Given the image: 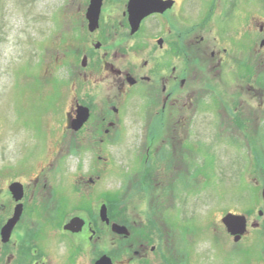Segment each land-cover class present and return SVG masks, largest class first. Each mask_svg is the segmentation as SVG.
<instances>
[{"label": "flooded vegetation", "instance_id": "flooded-vegetation-1", "mask_svg": "<svg viewBox=\"0 0 264 264\" xmlns=\"http://www.w3.org/2000/svg\"><path fill=\"white\" fill-rule=\"evenodd\" d=\"M93 1L63 0L57 9L60 27L75 15L71 45L46 50L45 36L36 44L45 73L37 79L51 81L50 110L62 107L65 123L36 170L0 173V264H264V6L95 0L91 29ZM131 13H149L134 33ZM66 142L82 152L71 174L54 165ZM223 145L246 180L206 198L171 205L134 199L131 178L123 198L110 185L114 148H126L138 190L162 188L180 170L194 193L196 177L225 172Z\"/></svg>", "mask_w": 264, "mask_h": 264}, {"label": "rangeland", "instance_id": "rangeland-1", "mask_svg": "<svg viewBox=\"0 0 264 264\" xmlns=\"http://www.w3.org/2000/svg\"><path fill=\"white\" fill-rule=\"evenodd\" d=\"M62 1L0 0V173H5L7 177H9V167L18 169L34 166L36 170V166L46 162L49 158V150L57 142L55 136L52 137V135L65 123L62 107H55L53 113L50 110L54 107H50L53 93L46 87L51 84V81L45 87L37 79L45 73L42 68H38L40 66L37 58L39 52L36 48V44L41 42L43 36H45L43 47L45 45L46 50L51 51L54 43H57L58 48L60 45H71L70 39L73 38L75 32L71 23L74 22L75 15L68 17L65 24L60 27L61 19L57 9ZM255 1L258 6H264V0ZM60 33L63 34L61 38L65 37V43L59 38ZM68 62L66 60V68L63 69L67 70ZM56 95L59 94L56 93ZM140 129L137 122L131 123L129 126L131 138L135 137L138 140L141 134ZM57 144L59 145L60 141ZM65 145V152L56 154L58 161L54 165L61 172L75 173L76 168L80 166L81 157L78 155L82 152L75 149L74 143L66 142ZM260 145L264 149V142ZM133 146L135 142L127 148ZM224 147L226 145L217 147V151H222L219 155L224 157L222 165L225 166L223 168L225 172L208 170L202 174L203 176L196 177L194 181L200 182L201 185L198 190H194V193L192 188L187 187L186 175L180 170L173 171V174L168 173L172 178L167 177L162 188L154 185L149 189L138 190L140 185L136 184L135 179L132 178L135 173L133 169H130L131 166L126 162L123 154L126 148H114V171L110 185L113 187L115 196L123 198L128 180L125 177L131 178L133 182L131 193L135 196L134 199H140L145 195L156 196L161 200L162 198L169 199L171 204L172 198H175L177 199L176 204L182 206L190 197L206 198L214 189L223 190L246 180L244 173L230 166L234 150ZM83 148L84 146L81 149ZM86 159L89 160L88 153ZM106 181L109 182V180H103L104 183ZM203 203L204 201H200L195 208V211L197 209L200 214L205 210ZM168 204L169 208L172 204ZM196 223L199 224L194 221V228H196ZM200 236V233L195 234L193 239L196 241ZM199 254L203 255V253ZM214 264H217V261Z\"/></svg>", "mask_w": 264, "mask_h": 264}, {"label": "water", "instance_id": "water-1", "mask_svg": "<svg viewBox=\"0 0 264 264\" xmlns=\"http://www.w3.org/2000/svg\"><path fill=\"white\" fill-rule=\"evenodd\" d=\"M99 7H100V4H97L96 1L94 0L92 6L90 7V9L88 11V18L90 20V28L91 29H92V26L94 24H96V22L98 20V16H99V12H100ZM146 14H149V13H131L130 14L131 26H132L133 33L137 31V29L139 27L140 20L144 16H146ZM15 221H16V219L13 220L11 225H9V226H12ZM224 222L227 224V226H232V227L234 226V225H232V223H233L232 216H227L224 219ZM66 228H68V227H66ZM101 263L104 264L106 262L102 261Z\"/></svg>", "mask_w": 264, "mask_h": 264}]
</instances>
